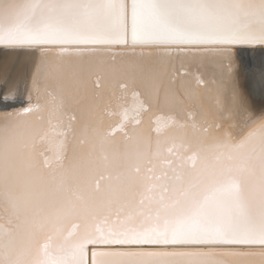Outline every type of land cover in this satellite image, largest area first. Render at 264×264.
I'll return each mask as SVG.
<instances>
[{"label": "snow or ice", "instance_id": "1", "mask_svg": "<svg viewBox=\"0 0 264 264\" xmlns=\"http://www.w3.org/2000/svg\"><path fill=\"white\" fill-rule=\"evenodd\" d=\"M129 44L148 50H106ZM237 48L264 58V0H0V57L32 69L26 104L0 76V264H264V59L241 74ZM85 63L171 67L208 104L157 114L162 78L130 71L133 109L90 110L69 156ZM206 63L217 78L186 67Z\"/></svg>", "mask_w": 264, "mask_h": 264}, {"label": "bare ground", "instance_id": "2", "mask_svg": "<svg viewBox=\"0 0 264 264\" xmlns=\"http://www.w3.org/2000/svg\"><path fill=\"white\" fill-rule=\"evenodd\" d=\"M106 50H120V51H147V48L136 46L133 48L131 44L127 46H108ZM236 63L241 67V74H243L244 66L251 65L253 68H258L261 64L262 58L260 55L261 49L259 48H237L235 49ZM127 61L129 58H122ZM180 64L176 62V68L179 69ZM189 73H196L202 75L205 80L217 78L219 75V68L213 63H206L203 66L196 64L186 65ZM152 71L159 75L163 80L158 97L154 98L153 104L157 114L168 113L173 109H192L198 110L203 104L207 106L208 101L206 94L198 89L192 76L186 75L182 79H177L175 83L169 84V76L173 69L171 67H150L145 65L144 68L131 69L126 63L118 64L117 66L103 67L98 69L93 75L88 76L89 67L85 63L79 68L82 79L77 82H70L67 85L68 92L70 93L66 101L64 122L67 123L68 116L75 115L76 119L72 121V130L75 135L70 134L66 143V152L71 156L74 149L77 148V137L80 129L85 125L88 120L89 111H98L104 115L105 125L116 123L120 120V113L124 108L132 110L134 107V100L131 92L125 93L119 87L125 74L130 71H135L138 75L145 71ZM31 65L27 64L23 57L12 56L3 58L0 57V76L7 74L9 77L16 79L21 84V90L24 91V85L30 81ZM100 78V87L95 86L96 78ZM139 82V81H138ZM167 88V94L165 93ZM144 93L140 99H146L147 95L151 92V84L145 85L138 89ZM2 91V89H0ZM26 91H24L23 104L27 103ZM34 98V96H33ZM23 106V105H21ZM148 119L147 115L144 116V121ZM129 130L132 127H144V124L139 126L134 123L127 125ZM179 134L184 133V129H173ZM190 131V130H189ZM122 133L117 132L115 138L119 141ZM57 138L53 137L52 149L56 148ZM47 149V145L45 146ZM53 151H47V155H53Z\"/></svg>", "mask_w": 264, "mask_h": 264}]
</instances>
